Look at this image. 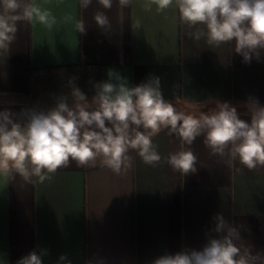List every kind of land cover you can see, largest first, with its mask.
Wrapping results in <instances>:
<instances>
[{
	"label": "crops",
	"instance_id": "obj_1",
	"mask_svg": "<svg viewBox=\"0 0 264 264\" xmlns=\"http://www.w3.org/2000/svg\"><path fill=\"white\" fill-rule=\"evenodd\" d=\"M36 3L56 23L49 29L17 22L15 41L0 51V110H47L60 96L71 103L74 73L61 69L87 65L101 68L102 82L111 69L130 87L159 77L164 99L188 113L197 103L211 101L201 109L207 111L216 101L228 102L250 122L249 97L264 105V51L244 63L234 42L215 48L204 37L190 38L195 29L182 23L175 5L158 12L155 5L146 10V0L127 7L112 0L111 9L98 0L87 8L80 0ZM98 11L109 28L97 25ZM203 140L185 145L162 130L153 137L161 163L149 166L130 151L131 167L119 175L99 160L95 167L72 162L44 183L0 175V264H17L41 249L48 252L43 264H60L61 255L71 264H153L221 238L225 233L214 231L218 214L237 228V245L264 264V166L249 170L238 160L229 166L228 157L213 155ZM181 150L197 156L194 173L182 175L165 162Z\"/></svg>",
	"mask_w": 264,
	"mask_h": 264
},
{
	"label": "clouds",
	"instance_id": "obj_2",
	"mask_svg": "<svg viewBox=\"0 0 264 264\" xmlns=\"http://www.w3.org/2000/svg\"><path fill=\"white\" fill-rule=\"evenodd\" d=\"M92 0H80L87 8ZM104 9H111L112 0H98ZM131 0H119L127 7ZM156 6L163 12L173 5L178 9L182 23L195 40L206 38L211 47L233 44L235 53L250 63L260 59L264 51V0H146L145 9ZM94 19L101 28H109L104 12ZM38 22L51 29L56 23L49 10L41 8L36 0H0V51L9 50L16 39L17 22ZM137 21L135 27L139 28ZM200 26H203L201 30ZM84 32L83 20L77 24ZM108 80L94 85L89 99L75 86L73 77L71 103L60 96L54 107L47 110H22L17 114L0 110V175L18 173L26 182L34 178L39 183L50 181L60 168L75 162L77 167H95L97 161L115 174L131 167L130 151H135L149 166H157L162 157L153 143V137L162 130L175 134L183 144L191 145L198 137L213 155L228 157V164L239 161L249 170L264 166V105L249 97L246 104L251 120L240 118L236 107L216 101L207 111V103H197L194 112L179 110L164 99L159 77L130 87L126 78L109 69ZM171 168L187 175L196 171L197 156L191 150L172 153L165 161ZM216 233L221 238H210L201 249H185L165 254L153 264H255L258 257L249 249L242 250L237 228L222 215L215 217ZM46 249L31 251L17 264H43ZM60 264H71L67 255L59 257Z\"/></svg>",
	"mask_w": 264,
	"mask_h": 264
},
{
	"label": "trees",
	"instance_id": "obj_3",
	"mask_svg": "<svg viewBox=\"0 0 264 264\" xmlns=\"http://www.w3.org/2000/svg\"><path fill=\"white\" fill-rule=\"evenodd\" d=\"M65 70L74 73V82L86 96L91 99L94 95V85L102 82L101 68L96 65H87L79 69L77 66L64 67Z\"/></svg>",
	"mask_w": 264,
	"mask_h": 264
}]
</instances>
